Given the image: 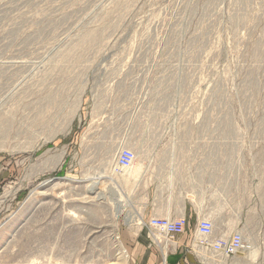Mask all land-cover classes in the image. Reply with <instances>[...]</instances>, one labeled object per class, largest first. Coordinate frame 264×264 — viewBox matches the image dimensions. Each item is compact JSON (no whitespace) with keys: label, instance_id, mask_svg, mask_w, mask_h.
<instances>
[{"label":"rangeland","instance_id":"rangeland-1","mask_svg":"<svg viewBox=\"0 0 264 264\" xmlns=\"http://www.w3.org/2000/svg\"><path fill=\"white\" fill-rule=\"evenodd\" d=\"M0 201V264H264V0H0Z\"/></svg>","mask_w":264,"mask_h":264},{"label":"built area","instance_id":"built-area-1","mask_svg":"<svg viewBox=\"0 0 264 264\" xmlns=\"http://www.w3.org/2000/svg\"><path fill=\"white\" fill-rule=\"evenodd\" d=\"M135 152L129 148L121 150L115 162L117 170L129 168L135 160ZM188 219L184 216L171 217H158L151 216L148 221L150 228V235L154 243H162L165 237L172 240L177 236L185 233ZM215 226L211 219L203 218L198 219L195 236L192 240V246L203 251H197L201 257L205 252H213L217 256H229L244 247V236L241 232H235L228 238H214ZM158 235L160 237H158ZM158 237V238H157ZM196 244H198L196 246ZM160 245V244H159Z\"/></svg>","mask_w":264,"mask_h":264},{"label":"bare ground","instance_id":"bare-ground-1","mask_svg":"<svg viewBox=\"0 0 264 264\" xmlns=\"http://www.w3.org/2000/svg\"><path fill=\"white\" fill-rule=\"evenodd\" d=\"M100 183H101V182L94 183V185L92 186V189H94V190H99V189H101V188H99V186H98ZM96 197L99 198V199H103V198H105V195H104V193L102 194L101 191H99V192H98V195H96ZM126 200H127V199H126ZM126 200H123V199H118V200H116L117 207L119 206L117 212L120 213L121 211L124 210V208L127 206V204L124 203ZM1 202H2V201H0V203H1ZM129 203H130V202H129ZM127 207H128V206H127ZM127 207H126V208H127ZM126 208H125V209H126ZM124 211H125V210H124ZM139 215H140V214H139ZM139 215H138V218L131 217V220H130V221L133 222V223H136V221H140V222L142 221L143 223H145L144 220H143V218H142V216H139ZM184 215H185V214H181V215H179V216H184ZM185 216H186V215H185ZM186 217H187V216H186ZM201 219H203V218H201ZM209 219H210V218H209ZM211 220H212V219H211ZM128 222H129V221H128ZM212 222H213V220H212ZM213 224H214V222H213ZM158 237H160V236L158 235ZM158 237H157V238H158ZM165 238H167V237H165ZM214 238H216V237H214ZM167 239H168V238H167ZM154 240H156L157 242H159L158 244H161V245L164 243V244H163V245H164L163 247H164V248H168L167 245H166V243H165V241H163L162 243H160V241L157 240L156 237H154ZM168 240H169V242H171V243L173 242V241L170 240V239H168ZM167 243H168V242H167ZM172 244H173V243H172ZM170 245H171V244H170ZM197 245H198V244H196V246H197ZM123 252L125 253V251H123ZM205 253H206V252H205ZM205 253H204V254H205ZM166 255H167V253H166ZM126 257H128L127 254H126ZM164 259L166 260L165 255H164Z\"/></svg>","mask_w":264,"mask_h":264},{"label":"crops","instance_id":"crops-1","mask_svg":"<svg viewBox=\"0 0 264 264\" xmlns=\"http://www.w3.org/2000/svg\"><path fill=\"white\" fill-rule=\"evenodd\" d=\"M178 216V215H177ZM176 258V257H175ZM177 259V258H176ZM169 260H173V256H170L168 259H167V261H169ZM162 263V262H161Z\"/></svg>","mask_w":264,"mask_h":264}]
</instances>
